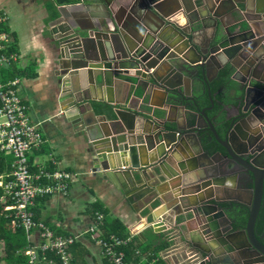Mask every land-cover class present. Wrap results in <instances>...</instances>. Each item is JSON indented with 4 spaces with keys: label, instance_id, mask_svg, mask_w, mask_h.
Masks as SVG:
<instances>
[{
    "label": "water",
    "instance_id": "obj_1",
    "mask_svg": "<svg viewBox=\"0 0 264 264\" xmlns=\"http://www.w3.org/2000/svg\"><path fill=\"white\" fill-rule=\"evenodd\" d=\"M52 1L56 19L51 30L58 35L64 72L58 102L83 122L94 174L122 191L135 212L148 211L154 232L169 229L170 214L173 223L181 216L203 221L193 233L181 235L188 246L178 264H264V244L255 234L264 184V36L255 41L252 33L248 39L235 36L225 23L254 9L264 24V0L207 1L205 13L183 7V0ZM80 16L95 20L85 35L75 27ZM207 30L212 32L199 41ZM228 65L240 95L230 106L235 115L220 121L208 115L215 105L209 83ZM80 69L86 72L75 71ZM78 77L84 84L77 85ZM119 80L138 81L147 91L163 89V104L179 111L185 127L174 120L176 128L166 130L165 119L153 120L147 106L138 111L102 108L101 116L88 112L84 91L90 90L89 83L95 88ZM197 83L209 107H200L193 92ZM134 119L142 122L135 127ZM144 123L152 124L153 131H146ZM212 141L223 151L205 149ZM143 151L155 156L143 162ZM234 164L245 174L238 177ZM135 200L143 203L141 211ZM154 203L158 207L149 210ZM224 206L248 209L243 229H233ZM220 247L227 251H217Z\"/></svg>",
    "mask_w": 264,
    "mask_h": 264
},
{
    "label": "crops",
    "instance_id": "obj_2",
    "mask_svg": "<svg viewBox=\"0 0 264 264\" xmlns=\"http://www.w3.org/2000/svg\"><path fill=\"white\" fill-rule=\"evenodd\" d=\"M131 1L123 0L122 3L129 4ZM207 1L212 3V0H183L182 3L183 7L196 8L205 13L207 9L204 2ZM53 6L52 0H0V16L5 17L1 28L10 34V48L11 46L14 48L16 55L12 64L20 71L32 65L36 74L35 77L20 78L19 90L20 98L28 107L29 117L33 123L38 125L43 138V143L28 153L30 172L35 174L39 169L45 168L50 172L63 170L72 175L67 193H55L36 200L32 209L33 218L36 222L43 223L55 236L61 238L83 234L82 239L70 249L71 264L73 259H75L74 264H110L103 254L102 247L89 233L96 225L94 207L100 203L108 214L107 219L118 220L131 236L129 246L133 247L136 254L128 264H178L179 258L187 251L188 246L185 240L180 239L181 235L187 236L190 232L193 233L203 221L197 219L194 221L190 216H181L175 218L173 223V216L170 214L169 229L154 232L152 228L154 221L147 218L148 211H141L143 203L135 200L134 207L141 211L135 212L122 191L109 180H103L94 174L92 158L89 155L91 142L88 133L83 128V122H78L77 118L71 116L72 112L68 114V111H64L58 102L59 75L64 72L62 64L59 63L56 42L58 35L53 34L51 30L56 19L54 12L50 11L53 8L55 10ZM260 19L256 10L249 9L248 13L241 12L239 21L235 22L228 18L225 23L228 30L235 36L248 39L252 33L253 41H255L264 36V24L260 22ZM75 23H77L75 27L78 28L80 34L85 35L90 28L94 27L95 20L90 16L88 18L80 16ZM211 32L207 30L199 41L203 42ZM152 70L153 68L150 72ZM75 71L86 72V69ZM122 71L125 74L126 71ZM158 72L162 74L164 70H158ZM28 74L33 75V71L28 70ZM89 77L90 73H85V80H89ZM231 80L236 83L234 87L231 84L222 86L218 95L215 94L212 97L214 107H217V113L214 116L220 121L226 116L235 115V111L230 106L240 95V92H235V87L239 85V82L232 76ZM82 84H84V78L78 77L77 85ZM88 88L90 90L84 91L88 96L85 106L89 104L87 111L90 112L92 109L96 116H101L102 108L112 111L121 107H129L138 111L147 106L146 111L153 120L165 119L166 130L176 128L174 120L179 127H185L186 119L179 117V111L175 112V109L163 104L165 95L161 88L147 91L138 81L133 84L124 80H119L112 85H95V88L89 83ZM201 88L202 86L197 83L193 92L202 106V100L207 95L206 92L203 94ZM107 98L112 103L98 100ZM126 119L128 123L132 122L129 115ZM139 121L140 119L133 120L135 127L138 126ZM144 124L146 131H153L152 124ZM7 156L12 163V156ZM154 156L155 153L143 151L141 161L146 162ZM8 175L9 171L1 174L0 177H3L5 181ZM158 188L161 192L165 191L161 187ZM149 199L151 196L146 197V200ZM158 205L154 203L149 210L155 209ZM158 217L159 215L153 216L154 220ZM138 234L142 237H138ZM31 241L38 244V236L32 235ZM160 242L168 244V247L156 253L149 250L148 253H143L144 248L153 250ZM221 250L227 251L225 247L217 249V251ZM47 258L55 262L57 260L50 255Z\"/></svg>",
    "mask_w": 264,
    "mask_h": 264
},
{
    "label": "built area",
    "instance_id": "obj_3",
    "mask_svg": "<svg viewBox=\"0 0 264 264\" xmlns=\"http://www.w3.org/2000/svg\"><path fill=\"white\" fill-rule=\"evenodd\" d=\"M4 21L5 17L0 16V67L10 65L16 58L15 54L8 52L11 37L1 29ZM20 86V78L6 82L0 80V153L14 158L12 172L0 183L4 189L1 204L10 212L11 227L23 230L27 236V264H55V260L47 258L48 255L57 258L60 264H70V249L82 239L83 234L67 238L55 236L43 223L34 221L32 209L38 198L67 193L72 175L67 171L50 172L45 168L35 174L30 172L28 153L38 148L43 138L19 96ZM102 227L103 216L97 214L96 225L89 231L91 237L102 247L110 264H126L124 252L117 247L125 246L130 239L121 241L110 236L105 241L101 239ZM34 234L39 238L38 244L31 241Z\"/></svg>",
    "mask_w": 264,
    "mask_h": 264
},
{
    "label": "trees",
    "instance_id": "obj_4",
    "mask_svg": "<svg viewBox=\"0 0 264 264\" xmlns=\"http://www.w3.org/2000/svg\"><path fill=\"white\" fill-rule=\"evenodd\" d=\"M8 52L15 54L14 48L12 46L11 48L9 46ZM12 63H10V65L0 67V79L2 80V82H6L14 78H23V77L29 78L36 76L32 65L29 68L20 71L15 69ZM28 70L33 71V75H29ZM232 72L233 71H231L229 67H225L224 69L218 72L215 79L210 81L209 86L211 89L212 96L215 94L218 95V91L222 86L230 85V84L232 86L236 85V83H233L231 80ZM202 102H203L202 106L199 103L200 107L203 108L210 106L208 97H204ZM0 107H1V103H0ZM216 108L217 107L215 106L212 111L208 112V115L210 117H213L217 113ZM205 149L209 150L210 153H213L215 151L220 150L221 148L215 141H212L210 145L208 146L205 145ZM13 162H14L13 156H12V163H10V159L8 158V156L5 153H0V175L6 173L7 171H9V174L10 172H12ZM3 196H4V191L3 189L0 188V242L3 245V251H4V258L2 261L4 262V264H27L26 250L29 246L27 241V236L23 230L21 229L17 230L11 227L10 225L11 219L8 218L10 212L6 211V208L1 204V198ZM262 197H264V195ZM94 211H95L94 216H96L97 214H101L103 216V227L100 229V233L102 235L101 239L108 241L110 236H115L117 239L121 241L131 239L128 230L118 220L107 219L108 214L101 207L100 203L95 205ZM228 215L234 221V224L232 225L233 229L235 230L243 229L248 218V209L241 206L239 208H233L230 212H228ZM34 221L36 220L34 219ZM262 221L264 222V209H260V212L256 220V229L257 228L260 229L262 225ZM134 239H137V237H134ZM130 243L131 241L128 242L125 246L117 247V250L119 251L121 250L124 252L125 262L127 264L130 262V259L131 258L133 259L134 255L136 254L133 247L129 246ZM166 247H168V244L160 242L158 246H156V248L153 250L147 247L144 248L143 253H148L149 251L156 253L159 250H164ZM74 262L75 259H73L72 264H74ZM55 264H60L58 262V259L56 260Z\"/></svg>",
    "mask_w": 264,
    "mask_h": 264
},
{
    "label": "flooded vegetation",
    "instance_id": "obj_5",
    "mask_svg": "<svg viewBox=\"0 0 264 264\" xmlns=\"http://www.w3.org/2000/svg\"><path fill=\"white\" fill-rule=\"evenodd\" d=\"M220 134L222 136V132L220 131ZM220 150L223 151V149L221 148ZM244 159L246 160L247 157L245 156ZM234 168V173L238 175V177H241L243 174H245V171L242 169V167H240V165H233ZM264 195V184H263V193L262 196ZM229 206H224L222 207V209H224V211L230 212L233 208H239L238 206H234V207H230ZM229 209V210H228ZM260 209H264V197H261V205H260ZM260 212V211H259ZM229 217V216H228ZM230 218V217H229ZM255 234L257 236V238H259V240L264 244V222L262 221V225L259 228L256 229V224H255Z\"/></svg>",
    "mask_w": 264,
    "mask_h": 264
},
{
    "label": "rangeland",
    "instance_id": "obj_6",
    "mask_svg": "<svg viewBox=\"0 0 264 264\" xmlns=\"http://www.w3.org/2000/svg\"><path fill=\"white\" fill-rule=\"evenodd\" d=\"M1 80V79H0ZM2 81V80H1ZM0 183H3V179L0 177ZM0 188L3 189V187L1 186L0 184ZM4 191V189H3ZM4 258V251H3V245L2 243L0 242V264H4V262L2 261Z\"/></svg>",
    "mask_w": 264,
    "mask_h": 264
}]
</instances>
